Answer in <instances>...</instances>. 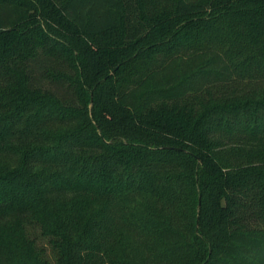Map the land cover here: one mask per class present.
Listing matches in <instances>:
<instances>
[{"label":"trees","instance_id":"1","mask_svg":"<svg viewBox=\"0 0 264 264\" xmlns=\"http://www.w3.org/2000/svg\"><path fill=\"white\" fill-rule=\"evenodd\" d=\"M0 264H264V0H0Z\"/></svg>","mask_w":264,"mask_h":264}]
</instances>
